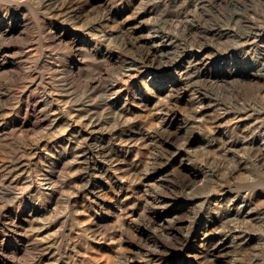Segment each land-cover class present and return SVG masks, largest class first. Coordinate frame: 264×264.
Here are the masks:
<instances>
[{"label":"rangeland","instance_id":"rangeland-1","mask_svg":"<svg viewBox=\"0 0 264 264\" xmlns=\"http://www.w3.org/2000/svg\"><path fill=\"white\" fill-rule=\"evenodd\" d=\"M0 264H264V0H0Z\"/></svg>","mask_w":264,"mask_h":264},{"label":"bare ground","instance_id":"bare-ground-1","mask_svg":"<svg viewBox=\"0 0 264 264\" xmlns=\"http://www.w3.org/2000/svg\"><path fill=\"white\" fill-rule=\"evenodd\" d=\"M116 113H117V112H116ZM72 114H73V113H71V116H72ZM73 115H74V114H73ZM119 116H121V115H118V118H119ZM123 123H124V122H123ZM56 131H57V130H56ZM58 132H59V130H58ZM60 132H61V131H60ZM60 132H59V133H60ZM48 134H49V132H48ZM52 134H53V131H52ZM56 134H58V133L56 132ZM50 135H51V134H50ZM55 136H56V135H55ZM51 137H53V135H51ZM54 138H55V137H54ZM59 139H60V138H59ZM124 169H125V168H124ZM131 169H132V168H131ZM51 180H52V178H51ZM54 185H55V183H54Z\"/></svg>","mask_w":264,"mask_h":264}]
</instances>
